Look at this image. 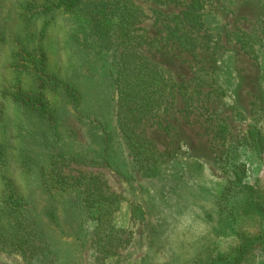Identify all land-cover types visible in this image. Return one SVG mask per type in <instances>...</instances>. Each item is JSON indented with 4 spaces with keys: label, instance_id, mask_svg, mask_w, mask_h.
Masks as SVG:
<instances>
[{
    "label": "rangeland",
    "instance_id": "1",
    "mask_svg": "<svg viewBox=\"0 0 264 264\" xmlns=\"http://www.w3.org/2000/svg\"><path fill=\"white\" fill-rule=\"evenodd\" d=\"M50 1L0 0V91L13 81L12 52L38 47L47 71L76 86L81 102L47 92L59 112L53 129L25 120L19 105L0 96V141L9 176L43 227L51 206L62 232H47V262L0 247V264H264V149H237L246 171L241 184L220 168L248 130L264 140V0H135L143 15L140 50L176 85L165 110L143 127L158 154L154 166L136 161L117 127L105 74L115 70V41L101 53L88 48L72 15L39 13ZM194 1L198 10H188ZM23 85L32 88V80L24 77ZM93 117L110 140L88 125ZM56 152L66 154L64 175L98 177L108 197L99 210L83 208L77 220L72 193L50 199L42 191L38 169ZM20 160L30 173H22Z\"/></svg>",
    "mask_w": 264,
    "mask_h": 264
},
{
    "label": "trees",
    "instance_id": "2",
    "mask_svg": "<svg viewBox=\"0 0 264 264\" xmlns=\"http://www.w3.org/2000/svg\"><path fill=\"white\" fill-rule=\"evenodd\" d=\"M40 8L39 13L43 15L57 11L72 15L79 31L85 35L84 42L88 48L95 49L98 53L108 47V43L115 41V70H107L105 74L111 76L107 93L111 103L115 104L117 127L132 147L136 161L144 166H154L158 162V154L146 138L143 127L150 121L154 122L155 116L165 110L167 99L176 85L164 70L152 63L140 50L145 38L140 28L143 15L135 0H53ZM198 8L197 2L194 1L188 10ZM188 19L195 25L198 22L192 21L193 18ZM45 26L41 30V36L44 35ZM28 50V47L21 46L12 52L7 69L14 73L13 81L0 91V96L19 105L25 112V120L29 121L30 117H33L42 124L57 129L59 112L57 108L50 106L47 92H60L67 101L69 99L72 105L77 107L82 94L73 84L47 71L46 56L41 49L37 47L35 51ZM262 55L264 56L263 51ZM262 60L261 79L264 83V57ZM24 77L32 80V88L24 87ZM3 114V107H0V122L3 121ZM88 125L97 129V132H106L105 135L111 139L101 120L93 117ZM244 143L227 151L220 166L223 175L227 176L231 183L241 184L246 173L245 164L236 162L237 149L241 148V152H246L247 149L257 153L264 149V140L258 131L248 130ZM65 156L64 153H53L48 161L50 165L38 169L40 187L50 199L53 195L64 196L72 193L73 200L76 199L70 205L74 209L73 218L79 220L81 209L99 210L96 205L108 197H104L98 177L79 174L71 178L64 175L62 168ZM19 162L22 173H30L32 168L26 161ZM10 165L9 152L0 141V247L19 253L29 260L42 255V260L47 262L49 255L53 254L47 232H50V228L62 232L57 212L51 206L44 209V216L49 225L44 228L35 207L26 200L9 176Z\"/></svg>",
    "mask_w": 264,
    "mask_h": 264
}]
</instances>
